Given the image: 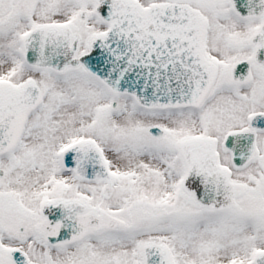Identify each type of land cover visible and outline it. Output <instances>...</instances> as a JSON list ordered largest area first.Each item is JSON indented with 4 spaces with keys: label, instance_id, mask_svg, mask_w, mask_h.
<instances>
[{
    "label": "snow or ice",
    "instance_id": "snow-or-ice-1",
    "mask_svg": "<svg viewBox=\"0 0 264 264\" xmlns=\"http://www.w3.org/2000/svg\"><path fill=\"white\" fill-rule=\"evenodd\" d=\"M0 264H264V0H0Z\"/></svg>",
    "mask_w": 264,
    "mask_h": 264
}]
</instances>
